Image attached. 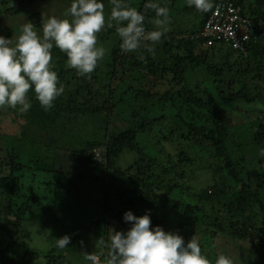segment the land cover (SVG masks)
<instances>
[{"label":"trees","instance_id":"16d2710c","mask_svg":"<svg viewBox=\"0 0 264 264\" xmlns=\"http://www.w3.org/2000/svg\"><path fill=\"white\" fill-rule=\"evenodd\" d=\"M144 1L147 2L146 4L156 2V0H141L140 2L136 1L133 5L136 6L137 11L145 16L144 27L146 31L158 30L155 20L162 17H157L155 10L146 7ZM174 1L163 0L160 6L172 8L175 4ZM217 1L219 0H212V6ZM233 1L242 7L257 27L258 39L250 43L246 53H239L223 45L206 46L204 40L198 36L211 7L208 11L199 13V23H194L197 27L186 37L183 35L186 31H179L177 35L180 37H177L174 32L168 33L167 41H163L161 45H155L152 42L143 43L145 47L141 49V52L146 58L138 59L136 63L139 65L147 64L149 69L155 72L174 71L173 75L181 87L174 92L157 95L160 96L158 101L161 104H168V113L172 119L176 123L183 124L184 127H181L185 130L181 136L195 146L211 145L214 153L213 158L217 162L214 170L210 171L213 184L203 190L198 198L210 203L214 217L211 218L207 214L204 216L202 207L192 203L191 200L180 204L177 202L178 204L173 207V210L174 213H177L176 219L181 220L179 234L184 237L185 242L194 236L200 244H203L212 241L211 229L214 233L221 232L222 235L228 233L240 237L249 231L259 241V246L256 247L258 256L257 252L253 254L256 255L258 264H264V156L261 155V151L264 150V110H260L263 113L262 119L246 122L252 138L247 150L250 149L256 153L254 160H256L257 167H251L247 164L241 147H237L230 138L234 128L231 124L232 117H230V113L234 110L232 106L235 108L240 106L246 110L245 106L248 104L255 101L264 102V94L259 88L257 89L258 86L251 92L248 91L246 85L237 90H229L228 87L231 86V82L226 83L224 75L225 71L232 70L235 62L238 61L243 62L247 59L257 68L264 65V62L260 61L261 58H264V0ZM186 9L193 10L189 7ZM3 10L10 16L18 13L12 9ZM18 10L23 11L24 9L19 7ZM28 18L32 23H38L42 20V15L39 12H32L28 14ZM5 33L10 36L11 29L6 28ZM104 39H106L104 35L97 37L98 43L105 42ZM175 41H179V45L174 44ZM149 44L154 51H147L149 47L146 46ZM175 45L176 48L184 51L183 55L173 56L170 53ZM201 45L207 49L203 55H198L193 50L194 47ZM216 50L221 53L223 61L220 62L218 58L215 63L212 62L207 65L208 73L214 77L211 85L213 86V88L211 87L212 92L194 93L190 87L183 85L185 69L179 61L185 57L190 60L198 57L195 59L198 61L196 63L204 65L205 56H214ZM120 52V46L114 47L106 63L111 74L108 82L110 99H106L102 106L93 108L70 107L69 104H66L68 103L67 99H60V96L54 101V106L45 111L35 98L34 91L30 90L28 96L32 107L27 114H20L16 109L7 106L0 108V118L10 115L15 122L23 119L28 123V126L43 128L46 126V122L51 119L49 129L51 128L52 132L57 131L56 120L65 118L68 111L70 113L77 111L82 115L91 113L92 127L97 131L93 136V143H89V148L85 149L84 146L81 147L80 145L77 147L78 142L76 139H72L71 146L68 148L69 151L66 150L64 154H61L58 153L59 151H54L56 143L53 138H49L46 143L39 144L33 136L26 138L25 141L21 139L16 141L13 136L2 133L0 127V139L2 140V143L0 140V153L1 151L3 153V157H0V264H72L70 259H65L64 250L68 246L60 249L54 246L46 250L31 249L29 244L30 232L22 226L24 223L37 218L38 209L40 213L47 216L51 214L53 221L58 223L62 230H68L70 222L67 224L68 220L64 215L77 204L78 208L89 218H97L96 224L101 226V230L99 229L96 234V239L98 238L100 243L111 244L112 226L120 227V230L116 229L115 231H127L131 227L129 223L123 221V214L131 210V204H136V196L133 195L135 193L133 191L128 192L129 187L133 184L140 185L141 188L144 187L141 184L144 181L142 178L148 179H145L144 183L151 182L150 179L153 177L151 172L157 169L156 176H163L172 183L177 181L176 176L178 179L184 176L183 174H176L167 165V161L158 163L154 157L144 153V149L140 147L138 142H135L137 139L135 137L138 134L142 135L147 131L146 126L148 124H152L154 121L160 123L166 120V115L154 117L153 120L149 121L148 112L150 111L148 108L143 106L141 110L132 108L131 111L130 106L129 109L121 108L125 113L128 111L129 113L120 118L121 123L117 122L114 113L118 111L116 107L125 102L122 97L130 93V88H127L118 95V98L115 96V82L119 78H116L119 71L117 58L120 56ZM55 54L60 57V60H57L55 64L58 69H61L58 77L64 81L72 74L70 70L62 69L68 65L66 63L67 57L58 48H55ZM157 54H160L158 64L151 61L147 63L146 60H150L152 56ZM231 58H234L233 63L230 62ZM168 61L173 63L168 64ZM177 66L181 68H177ZM247 71L252 72L253 70L247 68ZM262 71L263 73L256 76H259L264 83V67H262ZM240 83L244 84V80ZM137 92L138 90L134 89L131 93L137 94ZM60 129L63 130V127ZM238 139L241 142L248 141L246 138L238 137ZM103 145L106 147L103 153L104 157L97 159L92 150ZM18 149L21 151L19 152ZM126 149L136 150L139 155L131 164H128L127 168H117L115 165H117L121 153ZM87 168L97 170V173L94 171L88 175ZM117 180H119L120 186H116ZM84 185L87 186L86 189L81 187ZM178 185L177 183L175 187ZM43 186L50 187L52 191L57 193L63 192L65 195L72 193L77 202L71 204L70 198L67 196L68 202L64 205L48 203L44 208L39 200L32 195L33 191ZM92 194H96L97 197L94 198L91 196ZM115 199L116 202L113 203ZM83 203H85L84 207L81 206ZM87 206L89 209H94L88 210L86 209ZM57 208H60L59 212L54 213ZM167 210V213L172 212L169 207ZM251 210H253L252 214L245 215L247 211ZM51 211L53 212L51 213ZM133 212L137 213L134 210ZM59 214L61 215L58 216ZM106 215L110 216L111 219L105 220ZM226 224L231 231L226 230ZM157 225L159 224H152V226ZM159 226L165 230L164 225ZM196 235H199V239ZM71 244L72 242L69 243V246L74 245ZM98 253L100 254V252ZM103 258L104 255H101L100 260Z\"/></svg>","mask_w":264,"mask_h":264},{"label":"rangeland","instance_id":"374dc122","mask_svg":"<svg viewBox=\"0 0 264 264\" xmlns=\"http://www.w3.org/2000/svg\"><path fill=\"white\" fill-rule=\"evenodd\" d=\"M136 1L140 2L141 0H123V3L128 7L136 8V6H134ZM162 1L163 0H156L154 3L160 5ZM72 2L73 0H0V35L11 39V46H14L17 37L20 35L21 27L27 23H32L28 18V14L39 12L42 15V20L38 23L32 24L35 25L34 30L42 36V26L50 17L70 19L68 9ZM174 2V7H167L169 9V18L164 24L163 29H161L164 31V35L159 42L154 43L155 45H161L163 41H167L168 33L174 32L177 35L179 31H186L183 33L184 37H186L197 27L195 24L199 23L198 15L201 11L197 10L194 6L189 7L187 1L175 0ZM103 3L106 23L101 32L97 34V37L99 35L106 36V39H104L106 40L105 42L101 41L98 43V46L106 49L105 57L98 63L96 70L87 76L78 74L77 70L71 68L69 65H65V67L62 68L64 70H70L72 73L64 81L59 79L60 84H62L65 89L60 99H67L66 101L68 103L66 104H69L70 107L93 108L96 106H102L106 99H110L108 82L111 74L110 68L106 63L109 60L112 49L120 46L121 40L116 31L118 26L117 22L111 19V12L114 7L112 0H103ZM146 3L147 2L144 1V4ZM19 7L23 8L25 11H19ZM186 7L192 8L193 10L190 11L186 9ZM3 9H12L18 13L14 16H10L5 13ZM108 24H111L112 27H108ZM6 28L11 29L10 36L6 35ZM112 30L114 31L111 32ZM177 37L180 36L177 35ZM174 44L179 45V41H175ZM143 47H145L144 44H142L138 50L130 53L121 51L119 54L120 56L117 58L119 71L117 72L116 78L119 77V80L116 79L115 82V96L118 98V95L127 88H130V93H127L122 97V99H125V102H122V104H119L116 107L118 111L114 112L115 118L118 120L117 122L121 123L122 120L120 118L129 113V111L128 113H125L121 108L129 109L130 106L131 111L132 108L134 110H141V107L143 106L148 108L150 111L148 112L149 121L153 120L154 117H161L163 114L166 115V120H163L160 123L154 121V123L148 124L146 126L147 131L142 135L138 134L135 137L137 138L135 142H138L140 147L144 149V153L154 157L158 163L167 161V165L171 167L176 174H183L184 176L181 179H178L175 174L177 181L172 183L169 179H166L163 176H156V171H158V169L152 171L151 173L153 177L150 179L151 182L144 183L145 179H148L146 177L142 178L144 181H142L141 184L144 185V187L141 188L140 185L133 184L128 188V192L133 191V193H135L133 195L136 196V204H131L130 209L132 212L133 210L137 212H133L136 216H142L146 211H150L152 224L156 223L162 226L164 225L165 231L179 233V223L181 220L176 219L177 213H174L173 210V207L178 203L180 204L181 202L191 200L192 203L198 204L202 207L204 216L207 214L211 218L214 217L210 203H206L205 200H199L198 198L201 196L203 190L213 184L212 173L210 171L214 170L217 162L213 158L214 153L211 145L201 144L195 146L189 140L184 139L181 136V133L185 130L181 127L183 124L176 123L172 119L168 113V104H161V102L158 101L160 96L157 95L174 92L176 89L180 88L181 85L177 83V80L173 75L174 71L167 73L160 71L155 72L151 71L147 64L139 65L136 63L138 59H144L145 57L141 52ZM146 47H151V45L149 44ZM206 49L205 46L201 45L194 47L193 51L198 55H203ZM223 49L225 50V48ZM170 53L173 56L178 54L183 55L184 51L176 48L175 45ZM52 56L53 60L51 63L53 70L59 74L61 69H58L55 64L57 60H60V57L55 54V47L52 50ZM205 57L206 62L204 65L196 63L198 61L195 59L198 57L191 58L193 61L186 57L179 61L185 69V81L183 82V85L190 87L194 93L202 94L204 91H208V93L212 92L211 87L213 88V86L211 85L214 77L208 73L207 65L212 62L215 63L218 58L220 62L223 61L221 53L217 52V50L214 56L210 55ZM146 61L147 63L148 61H151L154 64H158L160 62V54H157L156 56L154 55L150 60ZM260 61L264 62V58H261ZM230 62L233 63L234 58H231ZM167 63L171 64L173 62L168 61ZM235 63L236 64L232 70H226L224 73L226 83L231 82V86L228 87L229 90H237L246 85L248 91L251 92L258 86L257 89L259 88L264 94V83L259 76H256L259 75V73H263L262 67H264V65H260V68H257V66H253L247 59L243 60V62L238 61ZM177 68L181 67L177 66ZM247 68H251L253 71L249 72L247 71ZM242 80H244V84L240 83ZM134 89L138 90L137 94L131 93ZM216 95H218V93H216ZM220 96L223 95L220 94ZM258 103L264 104V102L260 101L248 104L245 106V109L248 111L242 109L240 106H237V108L232 106L234 110L232 109L233 111L230 113V117H232L231 124H233L234 127L232 135L230 136L231 142L233 141L237 147H241L244 158L248 162L247 164L251 167H257L256 160H254L256 159V153L253 150V152L250 149L247 150L252 138L246 122H253L256 119L260 120L263 118V113L254 107V105ZM0 119L1 132L7 136H13L16 141H18V139L25 141L26 138L33 136L38 144L46 143L49 138H53L56 143L54 151H59L58 153L61 154H64L65 151L70 148L72 139H76L78 142L77 147L80 145L81 147L84 146L85 149L89 148V143H93V136L97 133L92 127L93 121H91V113L82 115L77 111H72L71 113L68 111L65 118L62 117V119L56 120V132H52L51 128L49 129L51 119L46 122L47 124L43 128L39 126H28V123L23 121V119L15 122L10 115L2 116ZM60 127H63V130H61ZM238 137L246 138L248 141L241 142ZM105 148V145L95 147L92 150V153H95L97 159H101V157H104L103 153ZM18 151L20 152L21 150L18 149ZM138 153L139 152L136 150H124L115 166L117 168L120 167L121 169L127 168L128 164H131L139 155ZM2 155L3 153L1 151L0 157H3ZM94 171L97 173V170L87 168L88 175ZM177 183L179 185L175 187ZM116 184V186H120L119 180L116 181ZM81 187L84 189L87 188L86 185ZM51 189L52 188L50 187L47 188L46 186H43L32 192V195L35 196V199L39 200L44 208L48 203L64 205V203L68 202L66 200L67 196L70 198L71 204L77 202L75 195L72 193L65 195L63 192L57 193ZM130 194L132 195V193ZM91 196L94 198L97 197L96 194H92ZM114 202H116V199L113 203ZM84 205L85 203L81 206L84 207ZM168 207L172 209V212L170 211V213H167ZM59 209L60 208H57L54 213L59 212ZM86 209L93 210L94 208L89 209L87 206ZM37 212V220L34 219L24 223L22 226L30 232L31 239L29 244L31 249L46 250L50 249L52 246L60 249V247L57 246V239L67 235L71 238V245H74H68L64 250L65 259H70L72 264L91 263V261L86 258L88 255L97 256L99 258L98 264H104L108 261L110 255V243L103 244L99 242L98 238L96 239V234L101 228V226L96 224L97 218H89L78 208L77 204L74 208H70V211L64 215L67 218L66 220H68L67 224L70 222L68 230H62L58 223L53 221L50 216L51 214L47 216L44 213H40L39 209ZM52 212L53 211H51V213ZM252 213L253 210L247 211L245 215ZM107 219H111V217L106 215L105 220ZM204 221L207 220L204 219ZM225 226L226 230L231 231L230 227L228 228V224ZM116 229L120 230V227L112 226V231ZM211 231L212 233L210 235L212 236V241L200 244L202 253L207 255L206 257L210 260L211 264H215V260L219 255L229 257L233 261V264H258V259L255 254L257 252L256 247L259 246V241L256 236L252 235V233L247 231L244 236L240 237L228 233H223V235L221 232L214 233L213 229H211ZM196 237L199 239V235H196ZM208 243L210 244L208 245ZM98 252H100V254ZM101 255H104L102 260H100Z\"/></svg>","mask_w":264,"mask_h":264},{"label":"clouds","instance_id":"9594fccd","mask_svg":"<svg viewBox=\"0 0 264 264\" xmlns=\"http://www.w3.org/2000/svg\"><path fill=\"white\" fill-rule=\"evenodd\" d=\"M112 3L111 19L117 22L122 52H134L143 43L161 40L164 35L161 29L169 18L167 7L146 4L155 10L157 17H162L155 20L158 30L146 31L142 13L126 6L123 0H112ZM187 4L199 11H208L212 0H187ZM68 15L71 19L50 17L42 26V36L34 30L35 25L25 24L14 46L11 39L0 35V108L7 106L27 114L32 107L30 90L45 111L54 106L65 90L52 67L54 47L66 55L68 65L78 74L87 76L96 70L106 55V49L98 46L97 41V34L106 23L103 0H73ZM147 51L154 49L149 47ZM254 107L264 110V104ZM261 155L264 156V150ZM123 221L131 227L127 231L113 230L107 264H211L194 237L185 242L178 232L152 226L150 211L136 216L128 210L123 214ZM70 239L67 235L57 239V246L67 247ZM86 258L91 264H98L97 256ZM215 264H233V261L219 255Z\"/></svg>","mask_w":264,"mask_h":264},{"label":"built area","instance_id":"2783aa9c","mask_svg":"<svg viewBox=\"0 0 264 264\" xmlns=\"http://www.w3.org/2000/svg\"><path fill=\"white\" fill-rule=\"evenodd\" d=\"M198 36L206 46L223 45L239 53H246L258 39L256 25L233 0L214 3Z\"/></svg>","mask_w":264,"mask_h":264}]
</instances>
